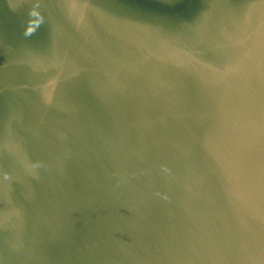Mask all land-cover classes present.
Instances as JSON below:
<instances>
[{
    "label": "water",
    "instance_id": "95a60500",
    "mask_svg": "<svg viewBox=\"0 0 264 264\" xmlns=\"http://www.w3.org/2000/svg\"><path fill=\"white\" fill-rule=\"evenodd\" d=\"M0 264H264V0H0Z\"/></svg>",
    "mask_w": 264,
    "mask_h": 264
}]
</instances>
